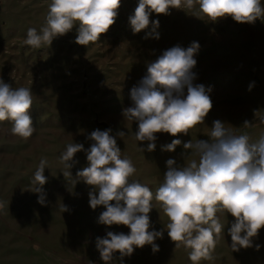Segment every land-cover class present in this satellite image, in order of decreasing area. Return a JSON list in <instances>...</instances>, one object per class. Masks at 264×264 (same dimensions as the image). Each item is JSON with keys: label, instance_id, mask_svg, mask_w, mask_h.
Listing matches in <instances>:
<instances>
[{"label": "rangeland", "instance_id": "rangeland-1", "mask_svg": "<svg viewBox=\"0 0 264 264\" xmlns=\"http://www.w3.org/2000/svg\"><path fill=\"white\" fill-rule=\"evenodd\" d=\"M50 2L0 0V79L13 88L31 89L29 115L35 128L31 137L23 139L12 135L11 122H0V202L4 204L0 264H105L96 238H104L108 231L128 234L130 229L98 223L105 209L90 207L93 186L76 177L88 165L87 153L75 154L71 176L65 177L68 169L59 158L66 146L81 143L86 150L93 143L88 139L91 132L111 129L122 158H130L136 168L130 181L148 185L155 194L163 183L166 161L174 159L178 166L187 163L190 150L183 143L209 140L214 121L258 140L264 134L259 119L264 116V20L238 23L225 17L212 21L195 4L192 9H171L168 15L152 13L150 21L159 20V39L145 38L151 27L134 34L129 24L139 0H121L114 25L97 42L77 44V25L50 46L32 49L24 44L27 30L44 26ZM193 41L200 45L194 57V83L211 87L213 107L204 123L187 135L157 133L156 148L149 152L148 142L134 137L138 123L123 116V110L132 106L130 91L146 75L148 63L165 50L187 48ZM245 120L252 125L245 128ZM120 131L128 135L121 138ZM173 139L182 144L172 152L163 151L162 146ZM41 159L47 160L44 205L38 203L39 194L31 184ZM152 204L150 230H163V238L155 240L159 251L154 253L151 245H145L122 261L117 252L112 264H192L190 249L175 248L170 240L165 227L168 217L160 202L153 199ZM63 206L68 210L62 212ZM217 215L224 232L212 253L214 259L200 264H264V228L252 238L251 247L232 252L228 229L235 218L226 211Z\"/></svg>", "mask_w": 264, "mask_h": 264}, {"label": "clouds", "instance_id": "clouds-1", "mask_svg": "<svg viewBox=\"0 0 264 264\" xmlns=\"http://www.w3.org/2000/svg\"><path fill=\"white\" fill-rule=\"evenodd\" d=\"M195 4L212 21L225 17L238 23L264 20L261 0H139L129 24L134 34L151 27L145 38L159 39V20L150 21L152 13L168 15L171 9H192ZM120 6L121 0H51L44 26L39 31L29 28L24 44L32 49L50 46L53 39L78 25L75 42L88 46L114 25ZM199 49V43L193 41L187 48L174 46L165 50L148 63L146 75L130 91L132 106L123 110V116L138 123L134 137L138 142H148L149 152L156 148L157 133L187 135L190 129L204 123L213 107L211 87L194 83V57ZM32 105L31 89L13 88L0 79V122H11L12 135L23 139L33 135L35 128L29 115ZM259 119L264 123V116ZM251 125L244 121L245 128ZM110 133L111 129L94 130L88 137L93 141L90 148L70 143L59 158L68 169L63 175L71 176L75 154L86 151L88 165L77 171L76 177L93 186L90 207L105 209L98 223L130 229L128 234L108 231L104 238H96V248L105 264H112L117 252L122 261L145 245H151L154 253L159 251L155 240L163 238V230H150L153 199L160 202L168 217L165 227L170 240L175 248L190 249L192 264L214 259L212 253L224 232L218 212L226 211L235 218L228 229L232 252L253 245L252 238L264 228V134L253 141L246 132L237 134L224 122L214 121L209 140L183 143V148L190 150L187 163L178 166L174 159L166 161L163 183L154 194L148 185L130 181L136 168L130 158H122L116 138ZM117 135L123 138L128 134L120 131ZM181 144L180 139H173L162 150L172 152ZM46 165L47 160L41 159L31 180L41 205L45 204ZM3 207L0 202V209ZM67 210L66 206L61 209ZM259 247L256 245L257 250Z\"/></svg>", "mask_w": 264, "mask_h": 264}]
</instances>
